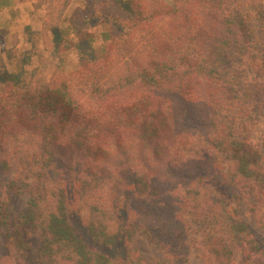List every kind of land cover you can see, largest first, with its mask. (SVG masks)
I'll return each mask as SVG.
<instances>
[{
	"label": "trees",
	"instance_id": "obj_1",
	"mask_svg": "<svg viewBox=\"0 0 264 264\" xmlns=\"http://www.w3.org/2000/svg\"><path fill=\"white\" fill-rule=\"evenodd\" d=\"M42 1L50 43L73 0ZM106 1L119 33L102 54L43 87L0 75V264H28L32 234L40 264H173L197 232L205 264H264L235 205L251 196L264 220V155L245 134L264 118V0ZM15 192L30 199L12 217ZM138 233L166 257L138 255Z\"/></svg>",
	"mask_w": 264,
	"mask_h": 264
},
{
	"label": "rangeland",
	"instance_id": "obj_2",
	"mask_svg": "<svg viewBox=\"0 0 264 264\" xmlns=\"http://www.w3.org/2000/svg\"><path fill=\"white\" fill-rule=\"evenodd\" d=\"M42 0H0V75L5 76L18 69L31 79L33 85L43 87L58 70L71 71L77 68L81 58L102 54L107 31L117 35V26L112 24L106 12L114 7L106 0H73L66 11L61 27L53 30L46 42L42 29L44 5ZM172 2L173 0H168ZM44 2V1H42ZM252 4L242 5L248 8ZM256 51L264 49V26L253 19ZM104 37V40H101ZM91 37H100V48L87 44ZM96 41V40H95ZM93 49V50H92ZM19 66V67H18ZM1 88V84H0ZM250 141L259 147L264 155V118L249 126L245 131ZM29 193L15 192L10 195L8 210L12 217L25 212L29 203ZM240 216L257 234L264 247V220L256 217L252 210V197L243 195L235 201ZM1 210V209H0ZM197 228V226H194ZM195 242L186 257L172 258L173 264H205L202 255L201 234L195 233ZM28 264H40L38 235L30 237ZM134 250L144 260L152 262L166 257L163 249L145 234L138 233L132 244ZM8 256L4 227L0 224V262Z\"/></svg>",
	"mask_w": 264,
	"mask_h": 264
}]
</instances>
